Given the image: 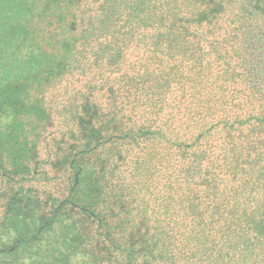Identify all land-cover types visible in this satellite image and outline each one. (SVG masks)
<instances>
[{
  "label": "trees",
  "instance_id": "16d2710c",
  "mask_svg": "<svg viewBox=\"0 0 264 264\" xmlns=\"http://www.w3.org/2000/svg\"><path fill=\"white\" fill-rule=\"evenodd\" d=\"M255 3L0 0V264H264Z\"/></svg>",
  "mask_w": 264,
  "mask_h": 264
},
{
  "label": "rangeland",
  "instance_id": "374dc122",
  "mask_svg": "<svg viewBox=\"0 0 264 264\" xmlns=\"http://www.w3.org/2000/svg\"><path fill=\"white\" fill-rule=\"evenodd\" d=\"M248 4H254L256 6L255 0H245ZM228 21L225 25L230 23L231 25L229 27H222L219 30L213 29L210 31L208 29L205 31V35L201 38L207 39L206 43L203 42L202 50H198V55L203 53H208V59L210 61H223V65L225 66L227 73H231L232 75L236 76V82L234 84V89L237 92L238 95H246L249 92V84H247V79L244 76L243 68L246 67V65L241 60V44H242V37L244 35H241V32L243 28L240 30L236 27H233V18L227 17ZM236 18H234L235 20ZM229 25V24H228ZM256 33H258V38L262 40H257L258 38L255 36V40H257V47L260 49V51L264 55V33L262 31H257L256 29L253 30ZM254 32L251 33V35L254 34ZM261 45V47H259ZM143 49L135 50L131 54V58L135 57L137 53H141ZM198 65L200 63V60H198ZM195 68H198V66H195ZM215 69V67H214ZM216 70V69H215ZM200 72L197 74L198 76L200 73H205L206 70H199ZM207 73V72H206ZM207 76H209L207 74Z\"/></svg>",
  "mask_w": 264,
  "mask_h": 264
}]
</instances>
